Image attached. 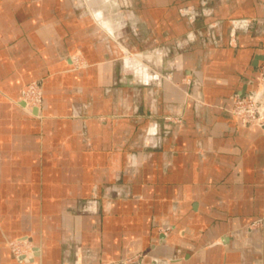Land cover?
<instances>
[{
  "label": "crops",
  "instance_id": "obj_1",
  "mask_svg": "<svg viewBox=\"0 0 264 264\" xmlns=\"http://www.w3.org/2000/svg\"><path fill=\"white\" fill-rule=\"evenodd\" d=\"M263 60L264 0H0V264H264V127L230 112Z\"/></svg>",
  "mask_w": 264,
  "mask_h": 264
},
{
  "label": "built area",
  "instance_id": "obj_2",
  "mask_svg": "<svg viewBox=\"0 0 264 264\" xmlns=\"http://www.w3.org/2000/svg\"><path fill=\"white\" fill-rule=\"evenodd\" d=\"M256 76L259 83L258 92L245 97L237 96L234 99L233 112L243 122H251L264 126V96L262 95V92L264 91V61L260 65ZM31 94H35V96H32ZM21 101L27 110H32L35 107L38 108L40 97L38 96V93L36 95V88L34 89V87L31 86V88L25 92ZM9 247L15 258L19 261L31 256L33 253V248L26 238H17L16 240L9 242Z\"/></svg>",
  "mask_w": 264,
  "mask_h": 264
},
{
  "label": "rangeland",
  "instance_id": "obj_3",
  "mask_svg": "<svg viewBox=\"0 0 264 264\" xmlns=\"http://www.w3.org/2000/svg\"><path fill=\"white\" fill-rule=\"evenodd\" d=\"M264 61V60H263ZM262 61V62H263ZM262 62L259 64V66H258V69H257V72H258V70H259V67H260V65L262 64ZM257 72H256V74H255V88L252 90V91H249V92H246V93H243V94H239V93H234L233 95H232V105H231V108H230V112H231V114L235 117V118H237V120L241 123V124H243V125H257V126H261V127H264L263 125H259V124H255V123H251V122H243L234 112H233V108H234V99L237 97V96H241V97H245V96H247V95H250V94H254V93H256V92H258V90H259V83H258V81H257ZM31 86H33L34 87V89L36 88V95H37V93H38V96L40 97V104H39V106L41 105V103H42V87H41V84H40V82L38 81V80H34V81H30V82H28V83H26L23 87H22V92H21V98L24 96V94H25V92L26 91H28L30 88H31ZM32 96H35V94H31ZM262 95L264 96V91L262 92ZM38 106V107H39ZM165 119H170L171 117L170 116H165L164 117ZM173 118V117H172ZM173 119H179L178 117H176V116H174V118ZM255 224V222H252L251 223V225H254ZM161 231L162 232H166V231H168V228H162L161 229ZM23 238H26V237H23ZM17 238H14V239H10V240H7V245L9 246V242H12V241H14V240H16ZM27 239V238H26ZM27 241L29 242V240L27 239ZM29 244H30V242H29ZM31 245V244H30ZM10 248V247H9ZM23 248H25V247H23ZM12 252V251H11ZM12 254H13V252H12ZM14 255V254H13Z\"/></svg>",
  "mask_w": 264,
  "mask_h": 264
},
{
  "label": "water",
  "instance_id": "obj_4",
  "mask_svg": "<svg viewBox=\"0 0 264 264\" xmlns=\"http://www.w3.org/2000/svg\"><path fill=\"white\" fill-rule=\"evenodd\" d=\"M23 259H25V258H23Z\"/></svg>",
  "mask_w": 264,
  "mask_h": 264
}]
</instances>
